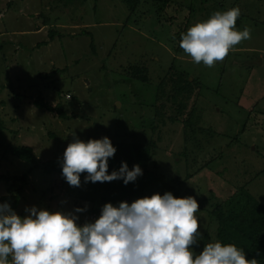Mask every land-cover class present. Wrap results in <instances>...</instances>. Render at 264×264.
<instances>
[{
  "label": "rangeland",
  "instance_id": "1",
  "mask_svg": "<svg viewBox=\"0 0 264 264\" xmlns=\"http://www.w3.org/2000/svg\"><path fill=\"white\" fill-rule=\"evenodd\" d=\"M165 5L142 0L133 14L120 0H0V119L7 141L31 147L37 164L62 161L74 137L155 140L145 192L128 203L166 192L195 197L200 234L193 250L199 253L217 240L216 209L227 213L228 199L243 192V200L250 196L264 208V0H170L163 11ZM233 7L240 9L236 27L249 28L251 39L211 68L179 54L177 35ZM51 31L58 34L53 41ZM131 65H140L145 74L139 76L149 81L131 78ZM52 71L48 81L39 77ZM175 72L199 81L196 98H157L159 91L169 94L170 86L160 85ZM39 97L63 106L69 119L38 109ZM162 103L167 109L159 112ZM193 108L194 127L185 128ZM32 167L0 154V174L21 175ZM29 181L18 215L35 206L72 212L81 225L83 211L75 209L87 203L62 186L58 173L35 169ZM8 187L0 185V198Z\"/></svg>",
  "mask_w": 264,
  "mask_h": 264
},
{
  "label": "clouds",
  "instance_id": "2",
  "mask_svg": "<svg viewBox=\"0 0 264 264\" xmlns=\"http://www.w3.org/2000/svg\"><path fill=\"white\" fill-rule=\"evenodd\" d=\"M239 7L215 11L181 34L180 47L196 64L214 67L230 50L251 39V30H239ZM116 148L108 137L84 141L74 137L62 158V175L70 186L85 182H134L142 175L139 164L126 162L108 173ZM200 209L193 196L155 193L118 206L103 205L99 218L81 226L72 212L26 208L21 217L8 203H0V264H259L244 249L219 240L199 245ZM86 209L77 208L75 212ZM259 255V253H257Z\"/></svg>",
  "mask_w": 264,
  "mask_h": 264
},
{
  "label": "trees",
  "instance_id": "3",
  "mask_svg": "<svg viewBox=\"0 0 264 264\" xmlns=\"http://www.w3.org/2000/svg\"><path fill=\"white\" fill-rule=\"evenodd\" d=\"M120 1L122 5L123 3L126 4L128 11L133 14L142 2V0ZM165 2L166 5L163 11H166V8L170 6V0H165ZM66 6L68 8L69 5L66 4ZM192 10L193 6L190 7L189 12H191ZM164 14L165 13L162 12L160 15L164 16ZM170 24L172 28V23ZM188 25L189 23L186 24V27ZM174 27H177V25L174 24ZM173 34H176V32ZM57 35L58 34L56 32L51 31L48 37L51 41H53ZM176 41L179 54L183 55V49L180 47L181 33L177 35ZM41 44L42 43H40L38 46H40ZM92 48L94 50V44H92ZM171 67L173 68V65ZM56 72L57 71H52L49 74H40L39 77L48 81L52 79L53 75H56ZM126 72L129 73L131 78L133 79H138L143 82L149 81L147 77L139 76L141 72L144 73V70L140 68V65H131L129 69L126 70ZM189 78L190 76L186 73L180 74L179 72H175V76H170V78L168 76L167 79H163L165 82L162 81L160 86H170V92L169 94H165L164 96V94L159 91L157 98H161L163 101L165 99L174 101L176 100V98H190V96H192L193 94V98H196V95L199 94L196 92V90L201 86V84L197 79L192 78L191 80H189ZM15 97L18 99L23 98V96L19 94H16ZM35 106L38 109L47 111L49 113L56 112L62 119H69V116L65 112L63 106L53 107L42 97H39L35 101ZM176 106L177 107H175V109L177 111H180L181 108L178 107V104ZM157 108L159 112L161 110L167 109L165 103H162L161 106ZM157 113L158 112L156 111L155 114L157 115ZM159 115H161V113H158L157 116ZM194 120L195 113L193 108L189 112L188 117L185 119L184 127L193 128ZM4 127V122L0 119V154H10L22 161L33 163V167L29 169L27 173H23L21 175H11L9 173L0 174V185L6 184L9 186L8 190H10V193L6 196L1 197L0 200L2 202L10 204L14 211H16L20 205L25 187L30 184L29 179L31 174L35 169L39 168L47 174L58 173L61 177L62 186L65 187V189L68 191L77 192V199L79 200V202L83 201L87 203V205H83L80 203L78 204V208L86 209L85 211H83L84 218L82 222L87 216L94 214L95 212L97 213L100 208L98 207V205L112 203L114 206H118L120 202H130L135 198L137 194L143 195L145 192V181L147 180L149 173H151L150 164L151 162H153V158L157 149V142L151 138L143 142L133 144L122 142L116 143L111 141L113 146L116 148V153L114 157L109 158L108 173L111 174L113 171H118L122 166V162H126L129 169H132L134 165L139 164L143 174L138 176L134 182H129L127 185L124 184L122 179L103 183H92L90 181L85 182L87 173H83L80 177L81 186L73 187L69 185V183L62 175V161L60 159L56 158L42 164H37L34 150L28 146L16 145L8 142L5 138L6 136ZM153 127H155L154 124ZM89 139L101 138L89 136L87 138V141ZM209 163L210 162H208V164ZM208 164H206V166ZM238 196L234 198V195L232 197L233 199H228L223 203V206L227 207V213L222 210V206L220 207L221 209L218 208L219 210H215L218 215L216 238L217 240L225 244H236L238 247L244 249L248 259H252L253 257H255L258 259L259 264H264V208L254 202L250 196H247L246 199L243 200V192H240ZM100 209H102V207ZM257 253H259V255H257Z\"/></svg>",
  "mask_w": 264,
  "mask_h": 264
},
{
  "label": "built area",
  "instance_id": "4",
  "mask_svg": "<svg viewBox=\"0 0 264 264\" xmlns=\"http://www.w3.org/2000/svg\"><path fill=\"white\" fill-rule=\"evenodd\" d=\"M101 210H102V209H99V210L97 211V213L95 212L94 214H91V215L87 216V217L84 219V221L82 222L81 226H83L84 223L89 222V221L94 222L95 219L99 218V216H100V214H101Z\"/></svg>",
  "mask_w": 264,
  "mask_h": 264
}]
</instances>
